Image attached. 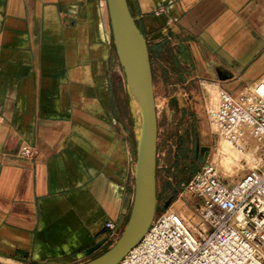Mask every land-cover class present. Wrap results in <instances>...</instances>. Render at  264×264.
I'll return each instance as SVG.
<instances>
[{"label":"crops","instance_id":"obj_1","mask_svg":"<svg viewBox=\"0 0 264 264\" xmlns=\"http://www.w3.org/2000/svg\"><path fill=\"white\" fill-rule=\"evenodd\" d=\"M127 4L152 77L183 66L213 105L264 75V0ZM139 126L106 0H0V263L98 257L130 215Z\"/></svg>","mask_w":264,"mask_h":264},{"label":"built area","instance_id":"obj_2","mask_svg":"<svg viewBox=\"0 0 264 264\" xmlns=\"http://www.w3.org/2000/svg\"><path fill=\"white\" fill-rule=\"evenodd\" d=\"M210 119L238 152L248 151L251 140L264 160V75L237 95L220 89ZM35 152L23 144L17 157L30 160ZM180 189L192 197L198 225L169 207L118 264H264V167L229 185L206 163ZM106 229L115 239V227Z\"/></svg>","mask_w":264,"mask_h":264},{"label":"rangeland","instance_id":"obj_3","mask_svg":"<svg viewBox=\"0 0 264 264\" xmlns=\"http://www.w3.org/2000/svg\"><path fill=\"white\" fill-rule=\"evenodd\" d=\"M257 8L264 13V5ZM185 69L187 68L177 64L153 66L158 126V193L155 216L172 207L177 200L172 209L185 221L197 225L199 220L191 213L194 212V201L188 193H182V183L208 163L216 168L221 180L232 185L256 167H264V160H261L260 152L253 141L249 142V150L246 152L240 153L234 147L232 149L211 123L210 113L216 110L218 103L216 94L211 105L209 88L214 87L207 83L201 84L197 80H189V75L184 77L181 70L186 74ZM215 91L220 90L216 87ZM134 157L136 158V143ZM132 186L134 189V176ZM122 231L123 229L100 255L118 240Z\"/></svg>","mask_w":264,"mask_h":264},{"label":"water","instance_id":"obj_4","mask_svg":"<svg viewBox=\"0 0 264 264\" xmlns=\"http://www.w3.org/2000/svg\"><path fill=\"white\" fill-rule=\"evenodd\" d=\"M106 2L116 55L127 89L140 109L141 126L136 139L133 201L128 221L108 250L84 264H118L146 234L157 204L158 126L147 42L129 11L127 0Z\"/></svg>","mask_w":264,"mask_h":264},{"label":"bare ground","instance_id":"obj_5","mask_svg":"<svg viewBox=\"0 0 264 264\" xmlns=\"http://www.w3.org/2000/svg\"><path fill=\"white\" fill-rule=\"evenodd\" d=\"M218 99H219V93H218ZM134 103H135V106H136V108H137V110H138V112H139V119H140V126H141V113H140V109H139V107H138V105H137V103L134 101ZM154 103H155V107H156V102H155V99H154ZM217 105H218V103H217ZM216 109H217V107H216ZM140 126H139V130H138V136H137V138L139 137V134H140ZM217 129V128H216ZM218 130V129H217ZM220 133V132H219ZM221 134V133H220ZM222 135V134H221ZM222 137L226 140V138L222 135ZM227 141V140H226ZM251 141V140H250ZM249 141V142H250ZM227 143L232 147V145L227 141ZM232 149H233V147H232ZM256 149L258 150V147H256ZM134 170H135V164H134ZM178 200H180V199H178ZM177 201V200H176ZM175 201V202H176ZM175 202H174V204H173V206L172 207H174V205H175ZM185 206V205H184ZM172 207H170V211H173V212H175L173 209H172ZM188 209V208H187ZM191 213L192 214H194L196 217H197V215L193 212V211H191ZM178 215H179V213H177ZM179 217L184 221V222H186L188 225H192V226H195L194 224H190L189 223V221H185L180 215H179ZM197 219H198V217H197ZM198 225V224H197Z\"/></svg>","mask_w":264,"mask_h":264}]
</instances>
